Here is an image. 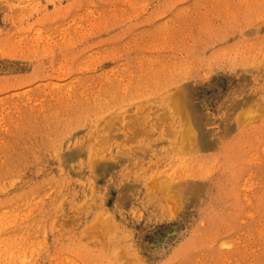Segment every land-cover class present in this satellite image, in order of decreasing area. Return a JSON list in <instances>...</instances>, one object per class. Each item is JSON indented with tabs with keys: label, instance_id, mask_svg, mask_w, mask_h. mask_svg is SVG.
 Wrapping results in <instances>:
<instances>
[{
	"label": "rangeland",
	"instance_id": "obj_1",
	"mask_svg": "<svg viewBox=\"0 0 264 264\" xmlns=\"http://www.w3.org/2000/svg\"><path fill=\"white\" fill-rule=\"evenodd\" d=\"M0 264H264V0H0Z\"/></svg>",
	"mask_w": 264,
	"mask_h": 264
}]
</instances>
